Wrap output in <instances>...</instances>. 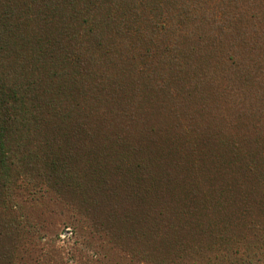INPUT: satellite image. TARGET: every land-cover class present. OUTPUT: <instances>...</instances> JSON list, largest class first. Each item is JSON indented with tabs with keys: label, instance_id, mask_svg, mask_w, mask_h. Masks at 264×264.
I'll use <instances>...</instances> for the list:
<instances>
[{
	"label": "rangeland",
	"instance_id": "obj_1",
	"mask_svg": "<svg viewBox=\"0 0 264 264\" xmlns=\"http://www.w3.org/2000/svg\"><path fill=\"white\" fill-rule=\"evenodd\" d=\"M0 21V264H264V0H0Z\"/></svg>",
	"mask_w": 264,
	"mask_h": 264
},
{
	"label": "trees",
	"instance_id": "obj_2",
	"mask_svg": "<svg viewBox=\"0 0 264 264\" xmlns=\"http://www.w3.org/2000/svg\"><path fill=\"white\" fill-rule=\"evenodd\" d=\"M1 22V21H0ZM5 27V28H4ZM7 35V30H6V26H5V23H0V36H6ZM8 36V35H7ZM54 43V41L53 40H51V39H45L43 42H42V46L43 45H47V47L43 50L44 52H42V54H44V56L43 57H48V58H51V59H53L54 57H55V53H52V52H46L47 51V49H48V47L50 46V48H51V44H53ZM61 76H62V74H60ZM52 76L54 77V78H58V79H60L58 76H59V74L57 73V72H54V73H52ZM42 81H43V79H42ZM70 84L72 83V82H69ZM28 85L30 84V82H28L27 83ZM53 90H57V92H60V91H64L65 90V87H63V86H56V87H53L52 88ZM64 89V90H63ZM47 91H50V90H48V88L46 89V91L45 92H47ZM46 94V93H45ZM33 99L35 100V99H37V97H33ZM51 99V98H50ZM4 101H6L5 100V98L1 95V92H0V118H1V120L3 121V122H5V123H7L9 120H12V119H15V117L14 116H12V118H11V115L13 114L12 112H11V106H10V108L5 104V102ZM55 101H56V99H54V100H48L47 102H45V104H46V106L47 105H50L51 106V109L52 110H56V112H55V116L57 115L58 117L57 118H61L62 116H64V114H65V112H64V110H62V109H56L55 108ZM4 123V124H5ZM3 158H5V157H3V156H1L0 157V159L2 160ZM263 196H264V191H263ZM235 255H239V250H236L235 251V253H234ZM239 256H241V255H239ZM248 257V259L250 260V255H248L247 256ZM241 260H243V263H246L245 262V260L243 259V257H241L240 258Z\"/></svg>",
	"mask_w": 264,
	"mask_h": 264
}]
</instances>
